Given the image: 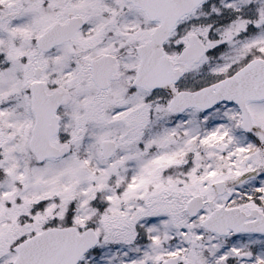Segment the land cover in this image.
Returning <instances> with one entry per match:
<instances>
[{"label":"snow or ice","instance_id":"6c2138e0","mask_svg":"<svg viewBox=\"0 0 264 264\" xmlns=\"http://www.w3.org/2000/svg\"><path fill=\"white\" fill-rule=\"evenodd\" d=\"M0 264H264V0H0Z\"/></svg>","mask_w":264,"mask_h":264}]
</instances>
